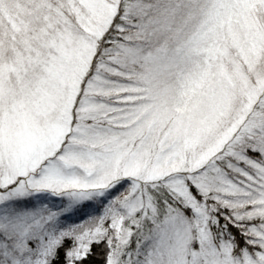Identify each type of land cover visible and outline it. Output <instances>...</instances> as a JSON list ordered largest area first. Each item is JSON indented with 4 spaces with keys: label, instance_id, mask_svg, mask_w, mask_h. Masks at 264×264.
Wrapping results in <instances>:
<instances>
[{
    "label": "snow or ice",
    "instance_id": "obj_1",
    "mask_svg": "<svg viewBox=\"0 0 264 264\" xmlns=\"http://www.w3.org/2000/svg\"><path fill=\"white\" fill-rule=\"evenodd\" d=\"M0 264H264V0H0Z\"/></svg>",
    "mask_w": 264,
    "mask_h": 264
}]
</instances>
